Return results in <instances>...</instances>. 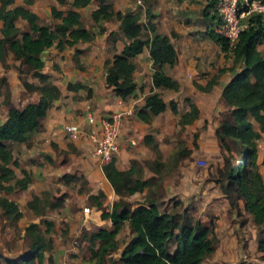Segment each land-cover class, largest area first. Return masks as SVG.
<instances>
[{"label": "trees", "instance_id": "obj_1", "mask_svg": "<svg viewBox=\"0 0 264 264\" xmlns=\"http://www.w3.org/2000/svg\"><path fill=\"white\" fill-rule=\"evenodd\" d=\"M16 0H0V63L8 68L7 59L12 54L13 59L20 61V66H27V71L39 84H33L26 78H20L22 85L29 92H38L39 100L28 103L22 108L10 107L7 117L0 124V191L12 192L16 187L26 189L30 183V175L21 170L22 176L17 177L12 166L18 167V160L7 147L8 142L24 143L28 136L40 126L52 102L61 95L59 88L49 82V76L43 72L46 65L43 55L55 43L75 45L79 41H88L93 36L81 26V14L77 8L85 7L92 0H72V9L65 13L55 6L51 8L52 16L58 19L54 28L37 22L38 16L31 9L34 0H22L23 4L15 5ZM64 4L66 0H55ZM98 7L91 12L93 21L97 24L117 20L123 35L129 39L122 50L114 54L112 59L106 60V84L113 88L117 96L126 98L136 89L133 74L135 71L132 58L148 48L149 56L155 70L151 80L153 87H161L177 91L179 82L167 75L162 67L174 66L178 61V52L169 35L156 32L152 22L155 16L149 6L145 10L147 22H140V13L132 10L116 11L106 0H97ZM264 4V0H262ZM211 9L205 12V18L213 24L219 19L214 8V1L208 4ZM210 11V12H209ZM20 18L27 22L29 31H21L16 24ZM153 33V36L143 38V31ZM103 32V29H100ZM113 34V32H111ZM207 36L214 40L224 52H231L232 64L221 68L218 74L211 77L204 85L196 83L197 89L210 92L218 82V76L225 71H236L231 80L223 87L221 97L224 103L231 107L232 120H222L215 128L214 134L221 150L226 152L223 167L218 171L217 183L226 197L231 208H236L239 201L243 202L244 210L251 215L257 227L264 226V179L257 164V141L264 132V54L257 46L264 42V17L252 15L247 19V26L240 32L236 46L230 50L227 40L218 35L212 24L206 31ZM80 50H76L75 54ZM77 60V58L75 57ZM75 60V61H76ZM240 69L237 71V69ZM21 67L19 74L22 75ZM81 84L67 85L68 89L82 88ZM189 109L182 114L176 102L169 105L159 92H152L145 98V105L137 112V117L148 122L152 117L164 112L167 107L173 114H179L178 124L184 127L193 123L200 114L198 106L186 97ZM258 129L255 128V123ZM152 136L147 135L145 142L151 144ZM240 158L234 162V153ZM190 154V150L182 149L176 152L179 159ZM105 177L112 185L119 200L112 204L110 211H102L101 219H109L112 227L104 228L91 234V241H99V246L91 250V256L97 258L98 264H103L105 257L117 249L116 235L125 222L134 236L124 246L120 255L121 264H202L205 257L214 252L218 239L214 229L190 214L174 211H162L157 203L150 199L133 209L124 200L125 195L142 192L150 186L149 180L135 177L134 166L128 170H119L115 159L102 166ZM73 179L74 176H64ZM14 180V185L11 181ZM103 194L91 196L100 207L97 200ZM35 195L28 205L36 208ZM176 202L175 204L177 205ZM0 209L10 220H18L22 213L18 205L0 197ZM49 231L50 223L44 221ZM38 224L31 223L26 231L33 235V239L26 252L19 261L7 259L8 264H35L41 262L46 249V240L37 232ZM264 253V239H260L258 248Z\"/></svg>", "mask_w": 264, "mask_h": 264}, {"label": "rangeland", "instance_id": "obj_2", "mask_svg": "<svg viewBox=\"0 0 264 264\" xmlns=\"http://www.w3.org/2000/svg\"><path fill=\"white\" fill-rule=\"evenodd\" d=\"M149 2L146 1L145 7ZM210 2L211 0H190L185 3L182 0H170L169 6L175 12L171 20L173 25L171 28L164 26V30L171 32L172 35L174 31H190L188 35L192 36L191 43L196 46L192 56L194 65L192 70L198 72L199 76L204 79L207 75L211 78L217 74L218 70L226 67L231 59L230 54L218 52V47L213 40L205 34V30L209 29V24L204 19V13L212 8L208 5ZM22 3V0H16L15 4ZM32 5L38 15L37 22L54 28L58 19L52 16L51 2L34 0ZM153 5L164 6L165 3L154 0L150 3L151 10ZM134 11L140 13V22L145 24L147 18L144 15V7L138 4ZM90 13V7L81 10L82 27L93 32L95 36L96 33H100V29L107 32L115 28L111 40L117 38L123 40L116 20L97 24L92 20ZM152 22L155 27L159 22L160 26H163L162 19L157 18L156 15L152 18ZM16 24L21 31H29V25L25 20L19 18ZM103 34L87 42V50L95 45V42L101 45L106 39ZM150 35V32L144 30L141 36L146 38ZM107 49L111 53V48L107 47ZM261 52L264 54V47L261 48ZM221 54L223 55L220 57ZM7 63L8 68H4L0 63V119L5 116L10 107H21L35 100L33 93L26 92L20 79L21 77L28 80L34 79L27 71V66L22 65L21 70L23 71L20 75L18 62L10 55ZM170 68L165 65L162 70L169 71ZM150 71L151 69H148L138 75L144 93L150 87ZM190 76L195 90L193 100L201 110L199 117L193 123L181 127L178 124L179 114H173L168 107L166 112L154 118L152 127L148 129L153 142L151 144L145 142L146 144L141 145L143 149L141 158L133 162L137 177L148 179L150 186L142 193L125 195L124 200L132 206L153 199L160 210L179 212L182 215L190 214L194 219H199L208 226L212 225L214 232L217 227L226 228L225 225L231 224L233 228L230 227L224 231L221 243L217 237L218 242L214 252L207 255L202 264H264V253L257 249L260 239H264V226L257 227L251 215L241 212L240 202L236 208H226L227 201L217 183L218 171L223 167L226 152L219 147L214 130L222 120H232V109L224 103L217 90L203 92L197 89L195 84L198 83L200 77L198 79L193 74ZM49 79L48 81L52 82ZM206 81L204 80L203 84ZM158 92L168 105L171 101H176L180 111L187 106L181 91L159 88ZM256 126H258L257 123H255V128ZM64 140L66 141L67 138L65 137ZM7 147L17 160L21 159L22 165L29 160L27 151L31 143L8 142ZM182 149L190 150V154L179 159L176 152ZM55 150L57 155L54 159L44 155V162L49 163L55 173L51 175L48 189L39 190L41 187L40 185L34 187L35 182L30 187L33 190L23 191L16 187L12 192L0 191V197L15 202L22 213L18 220H10L0 209V264H8L7 259L19 261L29 251L28 247L33 235L26 231V227L31 223L38 224L37 232L41 233L46 240L43 260L35 264H98L97 258L91 256V250L99 246V241L92 242L91 234L111 224L101 223V209L96 208L95 203L90 200L89 194L93 190H88L87 180L84 177L69 181L57 177V174H61L64 169H68L66 171L69 172V168L73 167V162L64 152L58 153L57 148ZM239 158V153L235 151L234 162ZM12 168L17 177L22 176L21 165L12 166ZM11 184L14 185V180ZM30 185L31 183L28 186ZM35 195L40 199L36 201V208H31L28 202ZM106 196L105 194L104 198H101L104 207L109 205V200H111ZM176 202L179 203L176 205ZM85 206L90 208L88 215L83 213ZM44 221L50 223L49 231L46 230L47 225ZM232 229L231 244L225 235H229ZM219 233L223 235L221 229ZM132 235L128 224H125L117 235V249L104 259L103 264H120V253ZM215 235L217 236L216 232Z\"/></svg>", "mask_w": 264, "mask_h": 264}, {"label": "crops", "instance_id": "obj_3", "mask_svg": "<svg viewBox=\"0 0 264 264\" xmlns=\"http://www.w3.org/2000/svg\"><path fill=\"white\" fill-rule=\"evenodd\" d=\"M49 1L51 2L52 6H55L59 11L63 13H65L69 9H72V0H66L64 4H58L55 0H49ZM146 1L147 0H142V1L141 0H106L107 3H111L113 5L116 11H121V12H125V10L134 11L136 6L140 4L144 7V15L146 8L150 6V3L154 2V0H148V2L149 1L150 2L148 3V5H146L147 7H145ZM159 1H163L165 5L164 6L153 5L152 13L156 15L157 18L162 19L163 26L162 27L160 26L161 25L160 22L157 23L156 32L169 35L172 43L174 44L178 52L177 63L174 66H172L169 71L164 70V72L179 82L180 87L177 91H181L183 93L182 95L183 98L185 99L186 97H189L197 105V103L193 100V98H195L194 95L195 90L190 75L193 74L198 79L200 77V79L197 82L201 85H204L203 81L204 80L206 81V79L208 81L210 79V76L208 77L207 75L205 77L206 79H204L203 77L199 76L198 72L195 71L193 72L192 70L194 67L192 56L194 54V50L196 46L192 45L191 43L192 36L188 35L190 31L189 32L185 30L182 31L179 30L178 32L174 31L172 35L171 32L164 30L165 25L170 28L172 27L173 22H171V20L174 17L175 12H173L172 10L173 8L169 6L170 0H159ZM186 1H190V0H182V2L185 3ZM15 5H21V4H15ZM86 7H90V12H92L94 9L98 7L97 0H92L91 3L88 4L87 6L77 8L76 10H78L81 14V10ZM31 9L36 13L35 9L33 8V5H31ZM204 19L206 18L204 17ZM206 20L208 21V19ZM208 24L210 25L212 24V28L214 29L215 24H213L211 21H208ZM1 27H2V22L0 21V29ZM114 31L115 28H111L107 32L104 30L103 32H100L99 34L105 33L103 34V36H105L106 39L101 45H99L98 42H95V45H92L88 50H87V46H88L87 42L92 40L93 37H98L99 34L96 33L95 36L93 32L89 31L90 33L93 34V36L88 41L85 42L79 41L72 46L65 44L63 41L62 44L59 45L55 43L53 46H51L45 51L43 58L45 59L46 65L43 68V72L47 74L52 80V83L59 88L61 95L58 99L52 102V105L47 110L45 117L41 119L39 128L33 133H31L28 136L26 142H24V143H31V147H29L30 149H28L27 151L28 154L27 158H29V160L26 161L24 165H22L21 159H18V163L19 165H21V170H26L29 173L31 179L30 180L31 185L28 186L30 184L29 183L27 185V188L24 189L23 191L27 189L33 190V188L30 187L33 186L35 182L36 183L34 187L40 185L41 188L39 190H46L50 187L49 182L51 175L52 173L55 175V173L52 171L53 169L52 166L49 163L48 164L45 163L44 160H45V156H50L54 159V157H56L57 155L55 150L57 148L58 153L64 152V154H67V156L73 162V167L69 168V172L66 171L68 169L66 170L64 169L61 174H57L58 178H62L63 180L66 181V179L64 178L65 175L74 176L73 179H67L69 181V180L79 179L80 177H84L87 180L88 190H93L91 194H89V198L92 202L95 203L96 208L101 209V213L102 211H110L112 204L115 201L119 200V196L115 193L112 185L105 177V174L102 170V166L99 164L98 160L92 155L93 144L91 143L88 136L82 134L77 139L72 140L66 135V132L64 130V127L67 124H78L82 130L86 131V129L89 127V123L87 120V113L89 111H92L96 117L108 116L109 114L117 111L126 112V114L123 116L120 122L119 137H118L119 154L115 159V164L119 170H128L131 168V166H134L133 163L134 161H137L138 159L141 158V153L143 151L141 145L146 144L145 137L147 135H150L148 133V129L152 127L154 118L156 116L152 117L150 121L145 122L137 117V112L139 109L144 107L146 96L154 91L158 92V89L161 87L156 88L153 87L152 85L151 76L155 70V66H153L152 60L149 56L148 48L145 47L142 53L131 59L135 66V71L133 74L134 81L136 82L135 91L130 96L126 98H121L116 95L113 88H106L108 85L105 82V76H106L105 62L106 60L112 59L113 55L119 53L124 47V45L129 42V39L123 35L121 30L120 31L123 35L124 41L119 38L111 40V35L114 34ZM206 31L207 29L205 30V34ZM111 32H113V34H111ZM150 34H151L150 37L153 36V33ZM207 37L209 38V36ZM213 42L218 47V52L221 51L224 54L228 53L231 55V59H229L230 63L226 65V67L231 66L232 64L231 52L222 51L220 46L214 40ZM107 47L111 48L110 49L111 53H109V49H107ZM262 47H264V42L257 46L259 50H261ZM77 49L80 51L79 53L75 54V51ZM222 55L223 54H221L220 57ZM10 56L13 59L12 54H10ZM75 57L77 58V60L75 59ZM17 62H18L17 66L19 70V68L22 66H20V61ZM148 69H151L150 77H149L150 87L148 89L149 91L147 90L144 93L142 91L141 88L142 86L141 83L139 82L138 75L143 71L145 72L148 71ZM239 70L240 69L238 68L237 71ZM235 72L236 71H225L222 74H220L218 76L217 84L213 86L211 91L217 90L219 92L218 95L221 97L223 87L231 80ZM37 80H38L37 78H34L28 81L33 84H39ZM69 83L81 84L83 85V87L78 89L76 88L68 89L67 85ZM26 92L28 93L29 91L26 90ZM29 93H33L35 97V100L29 103L38 102L40 94H38L36 91ZM137 93L138 96H136ZM24 106L21 107L19 106L18 108H22ZM198 108L200 110L199 106ZM167 109L164 112H166ZM188 109H189L188 103L187 106L183 107L182 111H180L178 107L179 114L184 113ZM164 112H162L161 114H163ZM6 117H7V113L3 118L0 119V124L5 121ZM256 127L258 128V126ZM65 137L67 138L66 141L64 140ZM68 146H70V148H68ZM53 147H55V149ZM37 158L39 159L37 160ZM257 163L259 165V172L261 173L264 179V132L261 134L260 139L257 141ZM134 169H135V177H137V170L135 166ZM141 180H148V179H141ZM100 183H102L103 185L102 189ZM142 192H136V193H142ZM99 193L103 194V196L97 200L101 204L100 207L96 205V201L91 199V196H96ZM105 194L107 195L106 198L111 200H109L110 204L104 207L101 198H104ZM223 197L227 201L226 197L225 196ZM148 200L143 203H147ZM239 202L241 203L239 205V209H241V212H246L243 208V202L241 200ZM139 204L141 203L133 204L131 208L133 209L135 206ZM226 206H227L226 208L229 209L230 205L228 201L226 202ZM101 213H100V219H101ZM105 222L108 223L107 225L111 224V221L109 219H104V220L101 219V223H105ZM125 224L128 223L125 222L123 226ZM111 227L112 224L111 226L104 227V229L109 230L111 229ZM225 227L226 228H223L222 226V228L217 227L215 229V232L217 233V237L219 238L220 243L222 242V238H224V231L230 227L233 228L231 224L229 226L225 225ZM219 229H221L223 235L219 233ZM230 231L232 232H229L230 234L225 235V237L227 241L230 240V243L232 244L233 229ZM117 235H116V240H117ZM133 236L134 234L132 235V237ZM110 254L111 252L106 257H108ZM110 260L113 261L111 258ZM119 263H120V256H119Z\"/></svg>", "mask_w": 264, "mask_h": 264}, {"label": "built area", "instance_id": "obj_4", "mask_svg": "<svg viewBox=\"0 0 264 264\" xmlns=\"http://www.w3.org/2000/svg\"><path fill=\"white\" fill-rule=\"evenodd\" d=\"M214 8L219 19L215 24V32L224 37L228 47L232 50L238 40L240 32L247 26V19L252 15L264 17V4L262 0H213ZM126 112L117 111L108 116L96 117L92 111L87 113L89 127L82 130L78 124H67L64 127L70 139H77L85 134L93 144L92 155L101 166L109 163L119 154V128L120 122ZM85 132V133H84ZM101 189L103 188L100 183ZM90 208L83 207V213L88 215Z\"/></svg>", "mask_w": 264, "mask_h": 264}]
</instances>
